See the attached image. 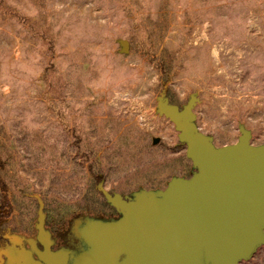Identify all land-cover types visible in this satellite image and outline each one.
<instances>
[{
  "label": "rangeland",
  "instance_id": "374dc122",
  "mask_svg": "<svg viewBox=\"0 0 264 264\" xmlns=\"http://www.w3.org/2000/svg\"><path fill=\"white\" fill-rule=\"evenodd\" d=\"M164 96L180 108L195 98L216 147L241 130L264 144V0H0L7 234L30 232V244L42 209L72 261L97 196L89 162L98 189L127 198L186 172ZM241 264H264V244Z\"/></svg>",
  "mask_w": 264,
  "mask_h": 264
},
{
  "label": "water",
  "instance_id": "95a60500",
  "mask_svg": "<svg viewBox=\"0 0 264 264\" xmlns=\"http://www.w3.org/2000/svg\"><path fill=\"white\" fill-rule=\"evenodd\" d=\"M122 49H128L127 41ZM190 98L182 108L160 98V112L174 125L193 171L172 177L163 189L132 197L99 191L119 217L90 220L82 230L88 248L69 260L53 250L38 213L35 257L18 236L1 251L8 264H241L264 244V144L238 140L216 147L195 124ZM10 252V253H9ZM13 253V254H12Z\"/></svg>",
  "mask_w": 264,
  "mask_h": 264
},
{
  "label": "trees",
  "instance_id": "16d2710c",
  "mask_svg": "<svg viewBox=\"0 0 264 264\" xmlns=\"http://www.w3.org/2000/svg\"><path fill=\"white\" fill-rule=\"evenodd\" d=\"M169 102L171 104L174 103L170 99H169ZM183 148H184V146L177 144L176 149H183ZM179 160L182 163L185 162L187 164L188 168H187L186 172L180 174V176H177V177H189L191 172L194 170L193 167L190 165L189 160L185 157V154H181V156H179ZM87 167H88L89 173L93 179V186L95 187V193L97 196L91 200V203L87 206V208L82 207L80 212H82L84 214L86 213L87 215H89L88 219H91V220L94 219V220L110 221V220L117 219L119 217V214L115 211V209L110 204H108L106 202L103 195L101 194V192L98 189V186L103 181L102 171L100 169L96 168V164L94 162H89ZM4 169H5V161L0 157V193L3 192V199H1V196H0V244H2L4 241H6L5 237H4L5 232H6V230L3 226L4 222L14 212V206L11 202V197L9 195L10 186L5 179V176L3 175ZM172 175H174V174H172ZM171 178L172 177L166 179V184ZM166 184L163 187H161L160 184L157 186L155 185V186H152L150 189L151 190L163 189L166 186ZM108 192L113 194V192H110V191H108ZM120 195L122 197H125L122 194H120ZM33 216H35V213H33ZM50 219H51V217L49 216V214H47V226L48 227H49ZM49 229H50V227H49ZM53 250H55L54 247H53Z\"/></svg>",
  "mask_w": 264,
  "mask_h": 264
},
{
  "label": "flooded vegetation",
  "instance_id": "af4514ba",
  "mask_svg": "<svg viewBox=\"0 0 264 264\" xmlns=\"http://www.w3.org/2000/svg\"><path fill=\"white\" fill-rule=\"evenodd\" d=\"M6 194V193H5ZM0 196H1V199H3V192H1L0 193ZM11 202H12V199H11ZM42 210V209H41ZM38 213H39V211L37 212V220H38ZM43 213V215H44V221H43V226H44V229L46 230V231H48L49 232V235H50V239H51V241H52V249H53V239H52V232H51V230L49 229V227L47 226V214L45 213V212H42ZM12 216V215H11ZM11 216L10 217H8L7 218V220L6 221H8L10 218H11ZM32 218H34L35 219V216H33L32 215ZM5 221V222H6ZM34 229H32L31 230V235H33L32 237V239H33V241H31L30 242V244H27L26 243V241H27V239H28V237H27V233H30V232H26L25 230L23 231V233H21V234H15V235H17L20 239H21V241H22V244H23V246L26 248V249H28V250H30L31 252H32V256L33 257H35V254H34V252H33V246H35V247H37V248H41L40 247V244H39V242L37 241V229H36V225H35V227H33ZM28 230V229H27ZM26 235H25V234ZM14 235V234H13ZM4 237H5V240L6 241H4L2 244H0V261H1V264H8V261H7V258L3 255V254H1V251H3L5 248H6V246L8 245V242H9V240H8V237H9V235L7 234V232H5V235H4ZM68 264H69V262H68Z\"/></svg>",
  "mask_w": 264,
  "mask_h": 264
},
{
  "label": "bare ground",
  "instance_id": "6f19581e",
  "mask_svg": "<svg viewBox=\"0 0 264 264\" xmlns=\"http://www.w3.org/2000/svg\"><path fill=\"white\" fill-rule=\"evenodd\" d=\"M10 253V252H9ZM13 254V253H12Z\"/></svg>",
  "mask_w": 264,
  "mask_h": 264
}]
</instances>
